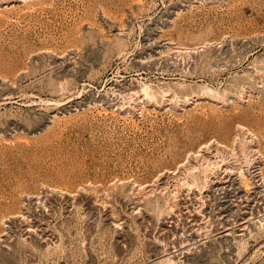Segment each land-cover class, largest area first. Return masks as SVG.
I'll list each match as a JSON object with an SVG mask.
<instances>
[{
    "label": "rangeland",
    "instance_id": "1",
    "mask_svg": "<svg viewBox=\"0 0 264 264\" xmlns=\"http://www.w3.org/2000/svg\"><path fill=\"white\" fill-rule=\"evenodd\" d=\"M0 264H264V0H0Z\"/></svg>",
    "mask_w": 264,
    "mask_h": 264
},
{
    "label": "bare ground",
    "instance_id": "2",
    "mask_svg": "<svg viewBox=\"0 0 264 264\" xmlns=\"http://www.w3.org/2000/svg\"><path fill=\"white\" fill-rule=\"evenodd\" d=\"M150 89H151V88H150ZM146 91H147V90H146ZM145 93H146V92H145ZM148 93H150V92H148ZM150 96H151V95H150ZM217 144H218V143H217ZM241 146H242V149H243V150H244V149L247 150L248 147H249V145H245V144H241ZM221 147H222V146H221ZM217 148H220V147L217 146ZM217 148H216V149H217ZM230 149H231V148H230ZM199 150H200V149H199ZM224 151H225V149H224ZM231 152H232V151H231ZM233 152H234V151H233ZM243 152H244V151H243ZM253 152H254V151H253ZM253 152H251V149H250V150L248 151V153H247V152H246V153L249 155L250 153L253 154ZM237 153H238V152H237ZM204 154H205V153H204ZM194 157H195V156H194ZM224 157H225V156H224ZM245 157L248 159L249 156H245ZM250 157H252V156H250ZM250 157H249V158H250ZM209 158H210V157H209ZM246 158H245V159H246ZM198 159H199V158H198ZM198 159L196 158V160H198ZM250 159H251V158H250ZM193 160H195V159H193ZM196 160H195V162H197ZM223 160H224V158H223ZM229 160H230V159H229ZM198 161H199V160H198ZM208 161H210V160H208ZM208 161H207V162H208ZM226 161H227V160H226ZM248 161H249V160H248ZM192 162H193V161H192ZM190 163H191V162H190ZM208 163H209V162H208ZM210 163H211V162H210ZM250 163H251V162H250ZM193 164H194V162H193ZM199 164H200V163H199ZM224 164H226V165H225V166H226V170H227L228 168L233 169V168H237V167H239V166H237V164H235V163H234L233 165H231V164H228V163L224 162ZM204 165H205V164H204ZM188 166H190V165H188ZM192 166H193V165H192ZM194 166H195V165H194ZM194 166H193V168H194ZM201 166H202V165H201ZM225 166H224V167H225ZM212 167H213V166H212ZM216 167H217V166H216ZM186 168H187V167H186ZM210 168H211V167H210ZM238 169H240V167H239ZM226 170H225V171H226ZM255 170H257V169H253V171H255ZM228 171H229V172L226 174V175L229 177L228 181H231L232 184H233L234 182L237 183L236 178H235V177H232V175H233V174H231L232 171H230V170H228ZM233 171H234V170H233ZM247 171H248V168L243 169V168L241 167L240 175L243 176V177H244L245 175L247 176ZM206 172H207V171H206ZM248 172H251V170L248 171ZM215 173H216V172H215ZM217 173H218V172H217ZM256 173H257V171H256ZM256 173H255V174H256ZM251 174H252V173H251ZM255 174L253 173L254 176H255ZM236 175H237V174H236ZM198 177H199V176H198ZM216 177H217V176H216ZM219 178H221V177H219ZM184 180H185V179H184ZM202 180H203V179H202ZM214 180H216V179H214ZM214 180H213V184H212L213 186H214L215 184L217 185V184L220 183L219 181H214ZM217 180H218V178H217ZM226 180H227V179H226ZM256 180H257V179H256ZM198 181H199V180H198ZM177 182H178V181H177ZM180 182H181V181H180ZM186 182H187V181H186ZM226 182H227V181H226ZM240 182L243 184L242 179H240ZM190 183H191V182H189V184H190ZM192 183H194V182H192ZM241 183H240V184H241ZM244 183H245V181H244ZM184 184H185V182H184ZM184 184H183V185H184ZM186 184H187V183H186ZM200 184H201V183H200ZM242 184H241V185H242ZM191 185H192V184H191ZM224 185H225V184H224ZM244 185H246V184H244ZM187 186H188V185H187ZM204 186H205V185H204ZM220 186H221V185H220ZM222 186H223V185H222ZM176 187H177V186H176ZM180 187H181V186H180ZM217 187H218V186H217ZM189 188H192V186H190ZM195 188H196V187H195ZM235 188H236V187H235ZM244 188H245V187H244ZM175 189H176L177 192H178V188H175ZM236 189H237V190H236ZM236 189H235V190H236V193L240 195V192H241V190H242L241 186L238 185ZM179 192H180V191H179ZM179 192H178V193H179ZM175 194H176V193H175ZM193 194H194V193H193ZM241 195H242V194H241ZM220 196H221V195H220ZM242 196H243V195H242ZM240 197H241V196H240ZM185 200H186V199H185ZM213 201H214V200H213ZM238 202H239V201H238ZM181 203H182V202H181ZM184 205H185V203H184ZM246 205H247V204H246ZM174 206H175V205H174ZM185 206H186V205H185ZM185 206H184V207H185ZM186 207H189V205H187ZM198 207H199V206H198ZM218 207H219V206H218ZM187 210H188V212H189V211H192V209H191L190 207L187 208L186 211H187ZM197 211H198V210H196L195 212H197ZM184 212H185V210H184ZM209 212H210V211H209ZM209 212H208V213H209ZM212 212H213V211H211L210 213H212ZM215 212H216V210H215ZM191 213H192V212H191ZM206 213H207V212H206ZM210 213H209V215H210ZM185 214H186V213H185ZM195 214H196V213H195ZM189 215H190V214H189ZM224 215H225V214H224ZM190 217H191V215H190ZM214 217H215V216H214ZM220 217H221V215H220ZM229 218H230V217H229ZM221 219H222V217H221ZM247 219H248V218H247ZM258 219H259V218H258ZM227 220H228V219H227ZM169 221H170V220H169ZM227 222H228V221H227ZM241 222H242V221H241ZM191 223H192V222H191ZM246 223H247V222H246ZM220 225H221V224H220ZM227 225H228V224H227ZM242 225H244V223H243ZM233 226H234V225H233ZM169 227H170V226H169ZM238 227H239V226H238ZM245 227H246V226H245ZM247 227H248V225H247ZM242 228H244V227H242ZM244 229H245V228H244ZM225 230H226V229H225ZM233 230H234V229H233ZM218 231H219V230H218ZM220 231H221V230H220ZM177 232H178V231H177ZM224 232H225V231H224ZM224 232H223V233H224ZM226 233H227V232H226ZM230 233H231V232H230ZM220 234H221V233H220ZM222 235H223V234H222ZM226 235H228V234H226ZM177 237H178V236H177ZM184 242H185V241H184ZM180 246H181V245H180ZM171 254H172V253H171ZM168 258H170V261H171V257H168ZM172 259H173V257H172ZM167 261H169V259H168Z\"/></svg>",
    "mask_w": 264,
    "mask_h": 264
}]
</instances>
